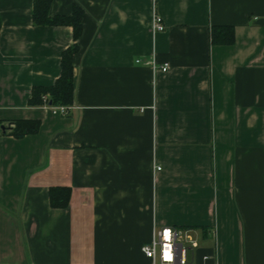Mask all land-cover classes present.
Instances as JSON below:
<instances>
[{
  "label": "crops",
  "instance_id": "1",
  "mask_svg": "<svg viewBox=\"0 0 264 264\" xmlns=\"http://www.w3.org/2000/svg\"><path fill=\"white\" fill-rule=\"evenodd\" d=\"M74 7L77 40L34 24L32 0H0V120L40 121L22 138L0 129V264H149L141 246L163 227L190 229V264H264V0H52L48 13ZM213 25L234 42L210 44ZM74 43L68 113L29 105ZM53 186L66 207L50 206Z\"/></svg>",
  "mask_w": 264,
  "mask_h": 264
},
{
  "label": "trees",
  "instance_id": "2",
  "mask_svg": "<svg viewBox=\"0 0 264 264\" xmlns=\"http://www.w3.org/2000/svg\"><path fill=\"white\" fill-rule=\"evenodd\" d=\"M52 0H32V21L36 25H69L72 27L73 39L77 40L81 33L82 11L74 7L70 15L50 16L48 11ZM209 42L212 45H229L234 42V30L230 25H213L209 31ZM78 51L77 44L64 49L60 55V73L56 80L47 86H33L29 105H64L69 107L73 101V55ZM8 130L14 138L35 134L40 127L37 119H15L0 127ZM69 188L53 186L49 189V203L55 208H64L68 205Z\"/></svg>",
  "mask_w": 264,
  "mask_h": 264
},
{
  "label": "built area",
  "instance_id": "3",
  "mask_svg": "<svg viewBox=\"0 0 264 264\" xmlns=\"http://www.w3.org/2000/svg\"><path fill=\"white\" fill-rule=\"evenodd\" d=\"M264 20V15L261 17ZM254 21L260 19L253 16ZM152 32L164 29V24L159 15L154 14L151 24ZM138 62V60H136ZM149 64L155 68V62ZM167 63H163L158 67L160 71H166ZM51 109L53 113L66 115L69 107L64 105H45ZM198 247L197 241L191 236L188 228L163 227L157 235L145 242L141 246L143 255L149 260V264H190L187 253Z\"/></svg>",
  "mask_w": 264,
  "mask_h": 264
},
{
  "label": "water",
  "instance_id": "4",
  "mask_svg": "<svg viewBox=\"0 0 264 264\" xmlns=\"http://www.w3.org/2000/svg\"><path fill=\"white\" fill-rule=\"evenodd\" d=\"M0 129H1L2 131H4V127H3V126H1Z\"/></svg>",
  "mask_w": 264,
  "mask_h": 264
}]
</instances>
